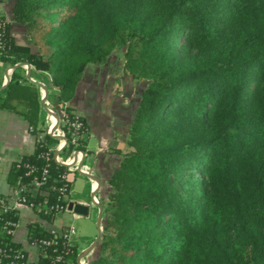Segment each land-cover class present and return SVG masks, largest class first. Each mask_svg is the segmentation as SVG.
I'll return each instance as SVG.
<instances>
[{
    "label": "trees",
    "instance_id": "16d2710c",
    "mask_svg": "<svg viewBox=\"0 0 264 264\" xmlns=\"http://www.w3.org/2000/svg\"><path fill=\"white\" fill-rule=\"evenodd\" d=\"M13 1L15 20L51 48L16 44L0 16V60L50 72L58 104L117 46L149 81L92 264H264V0ZM3 93L1 109L38 127L42 94L19 69ZM29 235L52 236L33 226ZM79 254L76 244L62 264Z\"/></svg>",
    "mask_w": 264,
    "mask_h": 264
},
{
    "label": "crops",
    "instance_id": "0c3cea01",
    "mask_svg": "<svg viewBox=\"0 0 264 264\" xmlns=\"http://www.w3.org/2000/svg\"><path fill=\"white\" fill-rule=\"evenodd\" d=\"M14 8L15 1L0 0V16H4L9 23L10 35L16 44L29 46L34 53L43 52L37 38L27 31L23 23L15 20ZM14 69H19L23 79L34 84L42 93L43 107L40 110L38 127L44 129L49 125L51 111H56L54 107L58 105L59 87L55 85L53 75L48 71L38 70L30 64L15 68L0 60V93L6 90ZM143 86L138 88L135 79L132 80L130 75L122 73L120 55L115 53L108 62L89 65L75 97L67 102L68 108L82 116L89 127V139L85 149L90 163H87L88 159L86 163L93 167L91 176L97 180L92 183L90 177L83 176L90 181V191L92 195L95 193L92 201L98 209L100 203H97L96 195H101V206L104 207L111 191L110 179L120 167L123 158L132 152L129 145L130 129L138 110ZM5 95L2 94L0 103ZM30 126L24 116L0 108V195H5L11 190L9 174L15 162L36 152V139L29 130ZM79 201L88 207L86 200ZM21 214L23 216L20 218V227L13 237L20 245H26L32 221L36 222L35 226L48 231L59 230L62 226H56L57 221L44 222L27 209H22Z\"/></svg>",
    "mask_w": 264,
    "mask_h": 264
},
{
    "label": "built area",
    "instance_id": "2783aa9c",
    "mask_svg": "<svg viewBox=\"0 0 264 264\" xmlns=\"http://www.w3.org/2000/svg\"><path fill=\"white\" fill-rule=\"evenodd\" d=\"M6 31L4 20L0 22V50L4 49ZM60 110V113L51 111L49 125L44 129L29 127L35 135L36 152L15 162V171L23 173L18 175V181L12 184L9 193L0 195V264H39L41 258L51 259L50 264H62L69 254L75 253L74 245L59 238V230H50V238H31L29 235L26 245L16 243L13 238L20 227L22 209L32 211L44 222H54L66 212L74 213L70 205L81 204L72 200L75 173L90 177L94 183L93 167L86 163L87 121L69 111L66 103L60 105ZM32 156L44 165H37L30 159ZM35 223L32 221L31 227H37ZM65 228L76 231L71 226ZM9 237L11 240H7Z\"/></svg>",
    "mask_w": 264,
    "mask_h": 264
},
{
    "label": "rangeland",
    "instance_id": "374dc122",
    "mask_svg": "<svg viewBox=\"0 0 264 264\" xmlns=\"http://www.w3.org/2000/svg\"><path fill=\"white\" fill-rule=\"evenodd\" d=\"M34 37H37L35 33H32ZM37 43L39 47H46L51 48V46L47 45V40L37 39ZM127 48L117 46L113 49V51L107 56L103 62H108L109 59L116 53L117 56L120 55V63L122 62V73H127L131 76L132 80L135 79V81L138 84V88L144 85L143 90L140 94L142 96V93L146 89L147 85L149 84L148 80H145L143 78H135L134 75L130 72V70L125 68L126 65V58L125 55L123 56V53H126ZM123 60V61H122ZM102 61H93L90 64H97L101 63ZM89 64V65H90ZM124 64V67H123ZM88 65V67H89ZM87 67V68H88ZM87 70V69H86ZM86 72V71H85ZM83 78V77H82ZM42 94V93H41ZM141 100V97H140ZM67 104V102H62L60 104ZM60 104L56 105L54 108L56 109L57 113H60ZM68 106V105H67ZM139 107V106H138ZM133 123V122H132ZM132 125V124H131ZM87 163H90V159H88ZM89 179L80 173L74 174V181H73V193H72V200L79 201V200H86L89 207V214L87 216H78L75 217L73 212H66L64 214H60L57 217V223L56 226H59L60 224L65 227H74L75 233L70 230L69 228L65 227H59V238L65 239L66 242L71 245L78 244L80 249V254L77 256V262L78 264H92V262L97 258L99 253V243L92 248V245L96 238L99 235V228H98V222H99V209L97 208L96 204L92 201V192L90 191L89 187ZM3 190L5 189V183L3 181ZM97 196V203H100L101 205V195L98 194ZM104 215V212H103ZM106 220V217H103L101 229L104 227V222ZM63 223V224H62ZM102 233V231H101ZM91 249V250H90ZM89 251L88 254H86ZM84 255V256H82Z\"/></svg>",
    "mask_w": 264,
    "mask_h": 264
},
{
    "label": "water",
    "instance_id": "95a60500",
    "mask_svg": "<svg viewBox=\"0 0 264 264\" xmlns=\"http://www.w3.org/2000/svg\"><path fill=\"white\" fill-rule=\"evenodd\" d=\"M26 64L27 63L20 64V65L16 66L15 68H21V67L25 66ZM93 179L94 180H97L96 177H93ZM92 197H95V193H93ZM99 209H100L99 222H98L99 235L96 238V240L94 241V243L92 245V248H94L99 243V241L102 238L101 225H102V220H103V212H104V209H103V207L101 205H99ZM70 210H73L76 214H79V215H82V216H87L88 213H89V208L87 206H85V205H82V204H77V205L74 206L73 203H72L70 205ZM88 253H89V251L86 254H88ZM82 256H84V255H82Z\"/></svg>",
    "mask_w": 264,
    "mask_h": 264
}]
</instances>
